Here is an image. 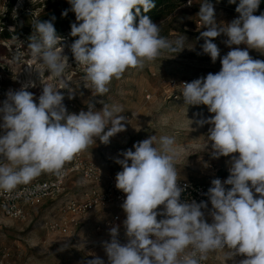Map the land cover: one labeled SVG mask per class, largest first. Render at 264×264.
I'll list each match as a JSON object with an SVG mask.
<instances>
[{"label":"clouds","instance_id":"9594fccd","mask_svg":"<svg viewBox=\"0 0 264 264\" xmlns=\"http://www.w3.org/2000/svg\"><path fill=\"white\" fill-rule=\"evenodd\" d=\"M260 2L239 0V17L230 24H217L209 0L200 3L199 27L206 28L199 37L204 40L203 53L213 63L220 58L213 39L222 33L231 50L220 58L218 73L180 84L184 104L206 105L214 114L202 118L194 113L188 119L190 125H211L207 134L211 155L231 157L228 178L213 179L205 193L212 206V222L206 221L202 211L207 202L181 200L185 188L177 180L175 138L165 135L157 141L153 135L135 143L134 151L119 153L123 159L115 158L122 167L115 186L126 194L121 207L128 242H119L118 225L109 229L111 240L103 242L109 264H200L209 252L225 248L230 250L228 259L246 257L239 264H264V61L253 59L248 51L264 53V13L254 14ZM68 3L79 22L71 24L70 35L78 39L70 49L77 64L84 66V80L93 98H103L111 81L120 79L128 68H142L145 61L155 60L162 52L176 56L186 48L184 36L168 40L148 15H141V9L148 13L155 7L154 0ZM191 4L188 0V6ZM67 14L68 10L62 12V16ZM54 20V16L50 21L35 20L29 50L58 78L60 87L43 84L36 103L28 91L35 85L29 81L19 90H9L0 106V189L4 191L28 184L43 172L59 175L66 162L97 138L107 145L110 138L126 131V118L119 115L123 109L109 106L103 99L96 101L103 105L100 110L90 100L87 111L68 113L60 91L70 87L63 78L68 58L63 46H58L63 38L57 35ZM241 44L247 47H232ZM68 92V98H74V92ZM161 205L163 210L157 211ZM158 216L164 218L158 220ZM189 246L191 251H186ZM85 264L105 262L96 256Z\"/></svg>","mask_w":264,"mask_h":264},{"label":"rangeland","instance_id":"374dc122","mask_svg":"<svg viewBox=\"0 0 264 264\" xmlns=\"http://www.w3.org/2000/svg\"><path fill=\"white\" fill-rule=\"evenodd\" d=\"M202 2L203 0H192L191 6H188V0H180L160 18L151 19L160 27L162 37L175 40L184 36L186 48L176 56L174 53L162 52L155 60L145 61L142 68H128L120 79L114 78L111 81L108 85L110 91L103 98L92 97V92L84 80V66L77 64L71 52L70 46L78 37H72L71 31L68 30L58 34L63 38L58 46H63V54L68 58L63 78L70 87L60 90L65 96L63 103L68 113L87 111V103L90 100L95 103L96 109L100 110L103 105L96 103L99 99H103L109 106L118 105L124 111L119 115L126 118L123 122L126 131L110 138L107 145L97 138L96 143L94 141L83 151L85 157L95 161L104 173L116 177L122 167L115 163V158L127 149L134 151L135 143L153 135L158 141L161 136L167 135L175 138L178 178L211 183L216 178L224 181L230 175L231 157L214 158L211 155V142L208 143L207 139L211 125H190L188 120L193 119L194 113H200L202 118H209L214 114L208 111L206 105L187 106L181 98V83L206 77L208 73H218L222 67L220 58L231 50L225 43L228 37L222 33L213 39V43L220 49V58L213 63L211 57L203 53L204 40L199 37L200 32L206 28L199 27L200 21L197 17ZM209 2L214 5L217 24L232 22L233 12L229 6L225 3ZM67 4L68 0H0V106L7 98L6 93L9 90H19L29 81L35 85L29 87L28 91L34 94L36 103L42 94L43 84L60 87L58 78L52 77L40 61L31 56L29 44L30 37L34 34L32 27L35 20L50 16L53 12L64 9ZM256 13H264V6L259 5ZM73 23L79 22L73 20ZM6 32L15 35L5 38ZM232 47L245 49L247 46L243 44ZM248 51L253 59L264 61V53L255 49ZM17 56L19 60L14 59ZM68 91L74 92V98H68ZM0 134H3L2 129ZM155 146L159 147V144ZM119 158L123 159L122 156ZM0 160H3V157H0ZM71 161L66 162L64 166ZM52 174L43 172L31 182L49 178ZM92 187L93 184L84 180L81 175L74 174L67 180L63 195L55 200L54 204L48 206L49 208L35 207L32 216L24 221L7 217L0 208V255L7 254L13 264H85L86 260L96 256L102 258L105 264H109L103 242H110L111 237L97 231L96 227L105 218L120 212L122 222L118 240L122 245L126 244L128 237L123 225L126 214L120 204L92 212L86 218L73 217L78 225L72 224L67 231H52L47 227L49 221L64 219L59 208L66 199L82 200ZM162 210L161 206L157 209ZM202 211L206 221L211 223V203ZM163 218L157 217L158 220ZM229 251L225 248L209 252L211 263L239 264L240 260L246 258L238 255L228 259Z\"/></svg>","mask_w":264,"mask_h":264},{"label":"built area","instance_id":"2783aa9c","mask_svg":"<svg viewBox=\"0 0 264 264\" xmlns=\"http://www.w3.org/2000/svg\"><path fill=\"white\" fill-rule=\"evenodd\" d=\"M229 8L233 12L231 17L233 21L239 17V13L236 12V8ZM1 122L2 120H0ZM211 167L213 166L211 165ZM215 171L218 172V169L215 168ZM74 174L81 175L84 180L93 184V187L86 192L84 199L68 198L60 205L59 211L63 214L62 218L64 219L47 222V227L52 231H67L72 224L78 225L73 217L86 218L92 212L108 209L115 204L122 205L126 199V194L115 186V176L104 173L99 165L95 161L86 158L82 151L74 156L70 164L63 166L59 175L53 173L49 178L18 185L10 192L0 189V208L9 218L27 220L31 217V210L41 202L62 196L67 180ZM177 180L180 186L185 188L181 196L182 202L184 200H195L198 203L200 201H205L207 204L210 203L205 193L212 186L211 183L178 177ZM230 187L226 185V188ZM121 222V213L116 212L100 222L96 229L101 233L109 234V229L112 226H120ZM186 251H191V246ZM0 264L13 263L9 261L7 254L4 253L0 255ZM200 264H212L209 254L206 260L200 261Z\"/></svg>","mask_w":264,"mask_h":264},{"label":"trees","instance_id":"16d2710c","mask_svg":"<svg viewBox=\"0 0 264 264\" xmlns=\"http://www.w3.org/2000/svg\"><path fill=\"white\" fill-rule=\"evenodd\" d=\"M180 0H154L155 7L148 13H144L143 10L141 9V15H148L150 19H158L165 13H167L169 10L175 6L177 2ZM184 1V0H183ZM212 2H220V3H225L229 7L236 8L239 4V0H236V3H230L229 0H209ZM264 6V0H261L260 6ZM65 10H68L67 16H62V12ZM133 13L135 14V10H133ZM255 15L257 14L256 12L254 13ZM55 17V20L52 21L54 24V27L56 29L57 35L65 30L71 31V24L73 20H76L75 13L71 11V5L68 3L64 9L57 10L53 12L50 16H44L40 20L41 21H50L52 20V17ZM139 21V16L136 17V21ZM63 27H65L63 29ZM34 30V27H32ZM5 38H11L14 36V33H9L6 32L4 34Z\"/></svg>","mask_w":264,"mask_h":264},{"label":"crops","instance_id":"0c3cea01","mask_svg":"<svg viewBox=\"0 0 264 264\" xmlns=\"http://www.w3.org/2000/svg\"><path fill=\"white\" fill-rule=\"evenodd\" d=\"M107 174V173H106ZM61 197V196H60ZM60 197H58V198H60ZM57 198V199H58ZM57 199H47V200H45V201H43V202H41L37 207L39 208V209H41V208H49L52 204H54L55 203V200H57ZM49 206V207H48ZM33 210L34 209H32L31 210V216H32V214H33Z\"/></svg>","mask_w":264,"mask_h":264}]
</instances>
